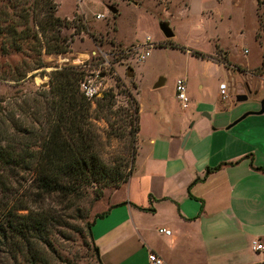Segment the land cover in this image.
<instances>
[{
    "label": "rangeland",
    "instance_id": "374dc122",
    "mask_svg": "<svg viewBox=\"0 0 264 264\" xmlns=\"http://www.w3.org/2000/svg\"><path fill=\"white\" fill-rule=\"evenodd\" d=\"M52 12L60 24L49 37L65 39L62 53L47 52L42 29L50 27ZM99 13L103 17L97 18ZM162 21H168L171 38L161 32ZM146 47L149 54L138 60ZM196 51L229 64L212 59L219 65L206 66ZM263 55L264 0H0V137L14 146L15 156L29 160L4 171V187H18L20 194L34 187V161L54 116L49 87L55 70L77 72V82L92 77L101 82L84 128L89 151L110 171L126 173L133 171L137 150L135 104L140 110L138 141L147 149L156 126L168 131L167 122L183 109L175 94L178 78L185 79L188 107L191 101L221 104L220 82L227 84L235 103L247 104L264 93ZM160 78L163 84L155 87ZM104 92L112 95L110 107L98 104ZM128 178L123 196L132 197V212L142 211L148 232L161 239L163 205H153L145 180L136 183L134 172ZM123 184L100 186L98 198L92 186L69 210L66 201L46 199L47 209L62 215L43 247L50 264H98L85 223L116 202L115 192ZM18 262L0 252V264Z\"/></svg>",
    "mask_w": 264,
    "mask_h": 264
},
{
    "label": "crops",
    "instance_id": "0c3cea01",
    "mask_svg": "<svg viewBox=\"0 0 264 264\" xmlns=\"http://www.w3.org/2000/svg\"><path fill=\"white\" fill-rule=\"evenodd\" d=\"M263 98L239 104L227 94L221 104L180 103L168 131L156 126L147 149L138 141L139 125L132 172L136 183L146 181L156 209L163 205L170 233L154 237L143 212H132V197L123 196L128 178L91 227L102 264H152L150 252L164 264H264V251L251 248L254 239L264 243Z\"/></svg>",
    "mask_w": 264,
    "mask_h": 264
},
{
    "label": "trees",
    "instance_id": "16d2710c",
    "mask_svg": "<svg viewBox=\"0 0 264 264\" xmlns=\"http://www.w3.org/2000/svg\"><path fill=\"white\" fill-rule=\"evenodd\" d=\"M49 20L50 27L43 26L42 29H46L43 32L47 36V52L62 53L66 51L65 39L58 34L49 37V32L53 31L52 27L58 26L60 20L54 17L53 12ZM194 53L203 58L229 64L225 58H213L197 51ZM77 81V72L73 70L65 68L54 71L49 87L53 95L54 116L48 134L39 145L40 154L34 161V169H37L33 178L34 187H27L23 194H20L18 187H4L7 182L3 178L4 171L29 160L15 156L14 146L3 144V138L0 137V252L10 253L14 261L20 259L17 264H50L44 248L48 245L52 228L61 224L62 215L47 209V198L68 202L66 209L69 210L88 195L92 186L95 187L92 191L98 198L101 196L100 186L119 187L128 180L132 172V168L126 173L120 170L110 171L96 154L89 151L90 139L84 128L89 118L90 100L79 91ZM111 99L112 95L104 92L98 98V104L101 107H110ZM134 113L137 122L133 131L136 134L139 130L138 104L134 105ZM217 168L219 166L208 167L207 171ZM110 208L112 206L85 223L92 253L98 264L102 262L91 235V227L95 220L106 215ZM23 210L26 211L22 212Z\"/></svg>",
    "mask_w": 264,
    "mask_h": 264
},
{
    "label": "built area",
    "instance_id": "2783aa9c",
    "mask_svg": "<svg viewBox=\"0 0 264 264\" xmlns=\"http://www.w3.org/2000/svg\"><path fill=\"white\" fill-rule=\"evenodd\" d=\"M103 17V14H97V18ZM150 37L146 36L145 42L143 44H150ZM149 54V47L144 49L143 53H140L138 56V60H144L146 56ZM101 82H97L94 78H84L79 80L78 89L79 91L89 100H92L96 95L100 93ZM220 95L222 98L227 96V84L221 82L219 84ZM175 94L176 98L180 101L182 107H186L189 98L187 96V87L184 78H178L175 82ZM158 231L160 233L169 234L170 230L165 228H159ZM251 248L254 251H264V243L259 239H254L251 244ZM148 259L152 264H164L163 260L156 255L154 252H150L148 255Z\"/></svg>",
    "mask_w": 264,
    "mask_h": 264
},
{
    "label": "water",
    "instance_id": "95a60500",
    "mask_svg": "<svg viewBox=\"0 0 264 264\" xmlns=\"http://www.w3.org/2000/svg\"><path fill=\"white\" fill-rule=\"evenodd\" d=\"M108 8L113 13H115L117 11L116 7H114L112 5H109ZM159 28H160L161 32L164 34V36L167 37V38H171L174 35L171 27L169 26L168 21H162V22H160L159 23ZM128 75L130 77L133 76V70H132L131 67H128ZM163 82H164V79L163 78H160V80L157 81L154 86L155 87H158V86L162 85ZM243 98H245V97L242 96V99ZM260 105H261V109L258 111V113L263 112L264 98L260 101Z\"/></svg>",
    "mask_w": 264,
    "mask_h": 264
}]
</instances>
